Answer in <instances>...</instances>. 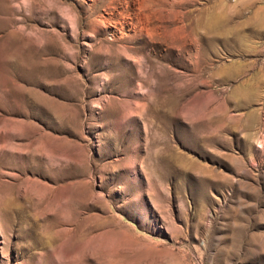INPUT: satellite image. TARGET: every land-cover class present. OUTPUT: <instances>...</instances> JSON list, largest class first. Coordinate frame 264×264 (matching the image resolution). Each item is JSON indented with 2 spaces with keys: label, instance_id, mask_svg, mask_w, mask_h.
Here are the masks:
<instances>
[{
  "label": "rangeland",
  "instance_id": "1",
  "mask_svg": "<svg viewBox=\"0 0 264 264\" xmlns=\"http://www.w3.org/2000/svg\"><path fill=\"white\" fill-rule=\"evenodd\" d=\"M0 264H264V0H0Z\"/></svg>",
  "mask_w": 264,
  "mask_h": 264
}]
</instances>
